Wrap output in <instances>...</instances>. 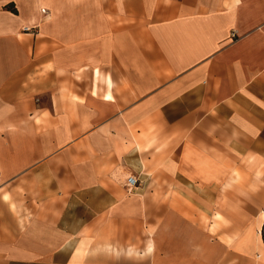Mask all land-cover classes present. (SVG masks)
Wrapping results in <instances>:
<instances>
[{"label": "crops", "instance_id": "1", "mask_svg": "<svg viewBox=\"0 0 264 264\" xmlns=\"http://www.w3.org/2000/svg\"><path fill=\"white\" fill-rule=\"evenodd\" d=\"M0 264H264V0H0Z\"/></svg>", "mask_w": 264, "mask_h": 264}, {"label": "built area", "instance_id": "2", "mask_svg": "<svg viewBox=\"0 0 264 264\" xmlns=\"http://www.w3.org/2000/svg\"><path fill=\"white\" fill-rule=\"evenodd\" d=\"M30 30V28H28V27H26L25 29H24V31H29ZM137 180L134 178V177H132V176H129L127 179H126V183H125V186L128 188V189H131V188H133V187H135L136 185H137Z\"/></svg>", "mask_w": 264, "mask_h": 264}]
</instances>
